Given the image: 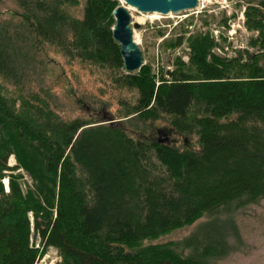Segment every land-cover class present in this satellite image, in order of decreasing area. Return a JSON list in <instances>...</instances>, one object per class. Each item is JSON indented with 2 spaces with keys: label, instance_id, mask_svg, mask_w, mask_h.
I'll return each mask as SVG.
<instances>
[{
  "label": "trees",
  "instance_id": "1",
  "mask_svg": "<svg viewBox=\"0 0 264 264\" xmlns=\"http://www.w3.org/2000/svg\"><path fill=\"white\" fill-rule=\"evenodd\" d=\"M14 2L13 18L33 43H19L0 21V264H41L49 247L61 264H206L225 254L223 244L202 239L154 241L264 200V0L245 11L260 51L219 57L209 34L197 33L188 39L190 63L177 58L159 75L149 65L125 71L113 37L117 0H85L80 18L69 11L79 0ZM43 45L45 54L104 71L116 88L134 92L132 104L122 102L130 118L62 117L42 85ZM161 119L171 129H159L164 141L149 126ZM171 133L196 147L177 146ZM11 155L16 166L7 165ZM19 168L32 187L4 173Z\"/></svg>",
  "mask_w": 264,
  "mask_h": 264
},
{
  "label": "rangeland",
  "instance_id": "2",
  "mask_svg": "<svg viewBox=\"0 0 264 264\" xmlns=\"http://www.w3.org/2000/svg\"><path fill=\"white\" fill-rule=\"evenodd\" d=\"M85 0L69 7L70 13L80 18L83 14ZM118 6H125L131 16V27L138 36V46L142 50L144 65H149L155 73L172 71L177 58L186 64L190 63L191 47L189 40L192 36L209 34L214 41L212 53L219 57L233 58L240 52L256 53L259 47L251 45L252 39L259 36L258 31H250L246 26L245 11L248 5H259L261 0H208L200 1L193 10L159 14L155 16L143 13L136 8L132 9L123 0H117ZM18 11L14 0H0V21L9 24L11 32L19 34V43L30 47L33 43L32 36L20 25L18 18H13V13ZM183 35L184 40L178 47L170 46ZM40 53L47 62L38 68L42 72V85L52 92L57 105L56 110L64 118H88L94 112L114 118L115 121L125 120L126 106L122 102L133 103L134 92L126 89L119 90L108 79L107 73L101 70H92L86 65L77 62L68 63L57 53L41 46ZM40 55V56H41ZM132 115L131 117H133ZM141 123V122H140ZM142 125V124H141ZM151 125V130L157 138H164L165 134L159 129L171 130L168 123L158 120ZM131 126L137 128L136 122ZM140 126V125H139ZM147 131V130H146ZM146 134L145 131H140ZM150 135V134H148ZM174 143L181 146L196 147L194 138L185 143L184 137L175 133L169 136ZM7 165H17L14 155L8 159ZM6 176L22 175L23 189L26 183L33 186L32 178L24 169L5 171ZM7 191L8 178L2 180ZM8 186V187H7ZM33 222V214H29ZM202 239L205 243H219L226 247L225 254L218 257H208L206 264H264V200L249 204L232 212L220 211L207 214L190 226L170 231L154 243H184L187 239ZM31 240L39 247L40 237L31 231ZM184 255L190 254L192 248L180 245L178 248ZM62 256L57 248L49 247L40 259L41 264H60Z\"/></svg>",
  "mask_w": 264,
  "mask_h": 264
},
{
  "label": "water",
  "instance_id": "3",
  "mask_svg": "<svg viewBox=\"0 0 264 264\" xmlns=\"http://www.w3.org/2000/svg\"><path fill=\"white\" fill-rule=\"evenodd\" d=\"M129 6L143 13L157 12L162 15L178 13L197 8L199 0H124ZM116 24L113 29V37L120 44V53L124 60V67L128 73L141 69L144 64L142 50L134 41V32L131 27L129 11L120 6L114 11ZM166 138H160L164 141ZM61 264V262H60Z\"/></svg>",
  "mask_w": 264,
  "mask_h": 264
},
{
  "label": "bare ground",
  "instance_id": "4",
  "mask_svg": "<svg viewBox=\"0 0 264 264\" xmlns=\"http://www.w3.org/2000/svg\"><path fill=\"white\" fill-rule=\"evenodd\" d=\"M124 1V0H123ZM200 1H202V0H200ZM204 1H208V0H204ZM125 2V1H124ZM203 2V1H202ZM126 3V2H125ZM127 4V3H126ZM128 5V4H127ZM118 7H120V6H118ZM117 7V8H118ZM125 7V6H124ZM130 7H132V6H130ZM116 8V9H117ZM126 8V7H125ZM127 9V8H126ZM132 9H134V7H132ZM128 10V9H127ZM138 10V9H137ZM139 11V10H138ZM160 14V13H159ZM113 15H114V12H113ZM149 15H151V16H155V15H158V13L157 12H152V13H150ZM115 18V17H114ZM115 24H116V20H115ZM115 26V25H114ZM113 29H114V27H113ZM135 42L136 43H138V36H137V34H135ZM120 45V44H119ZM125 68V67H124ZM142 68V67H141ZM126 71V70H125ZM139 71V70H138ZM127 72V71H126ZM128 73V72H127ZM134 73V72H133ZM9 183V182H8ZM7 182H6V184H8ZM9 186V185H8ZM7 186V187H8ZM9 190V187L7 188V191Z\"/></svg>",
  "mask_w": 264,
  "mask_h": 264
}]
</instances>
